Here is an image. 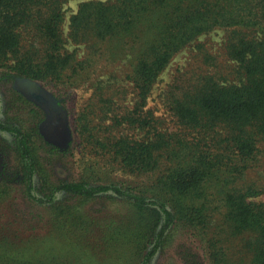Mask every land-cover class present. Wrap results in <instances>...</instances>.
<instances>
[{"label": "trees", "instance_id": "16d2710c", "mask_svg": "<svg viewBox=\"0 0 264 264\" xmlns=\"http://www.w3.org/2000/svg\"><path fill=\"white\" fill-rule=\"evenodd\" d=\"M68 1L0 0V78L33 115L26 127L0 119V143L13 137L17 162L7 180L0 158V264H92L94 255L100 264L110 256L156 264L179 236L190 241L180 264H264V181L248 178L264 168V0H83L65 32ZM216 29L227 33L234 79L199 73L171 85L166 126L148 104L155 84L179 52ZM70 41L84 45L83 57ZM119 51L131 55L135 103L110 127L132 132L103 135L94 106L75 125L81 143L129 178L104 181L97 165L53 180L40 153L67 154L74 139L66 147L47 139L46 110L18 81L45 83L60 104L69 88L92 83L97 59L114 62ZM99 89L111 111L113 95ZM17 186L22 207L11 199Z\"/></svg>", "mask_w": 264, "mask_h": 264}, {"label": "rangeland", "instance_id": "374dc122", "mask_svg": "<svg viewBox=\"0 0 264 264\" xmlns=\"http://www.w3.org/2000/svg\"><path fill=\"white\" fill-rule=\"evenodd\" d=\"M83 0H69L64 8L66 11V23L64 24L65 32L68 31V21L70 16L77 11L80 2ZM226 31L224 29H216L210 33L203 34L197 39L187 45L181 52H179L170 62L168 67L161 74L158 82L155 84L149 98V107L154 111L155 117H161L166 126H173L171 114L167 110L164 102V95L171 85H183L187 81H192L199 73H212L217 77L234 79L232 74L236 64L227 59L225 54V40ZM67 47L70 50H77L78 57L84 55V45H77L73 42H68ZM116 53V52H115ZM114 62L106 61L105 58L97 59V62L90 69V77L92 83L85 82L81 87L69 88L68 97L64 102H61L68 115L69 127L72 135L71 149L67 154H49L48 152L40 153L43 158L41 159L42 166L45 174H49L53 180L71 179L86 172V167H97L95 172L100 174L104 181H118L129 178L128 175L122 173L120 168L113 162L109 156L102 153L101 150L96 151L91 145L81 143L79 135L76 130L75 119L78 117L77 113L83 109H94L91 118L94 124H101L103 135H118L122 133H131L126 127H110L112 118L114 116L123 114L127 109H132L135 101L134 91L131 83L126 79L127 74L132 68L130 53H121L115 55ZM206 58H208L206 60ZM39 82V81H37ZM41 86L47 88L49 91L53 90L43 82H39ZM103 88L105 95L112 96L114 104L111 111L108 109L107 101H97V93ZM13 93L12 85L6 80L0 78V119H11L14 121H22L25 127L28 125V120L33 116L29 111V107L22 105L16 101ZM102 104V105H101ZM117 113V114H116ZM101 122V123H100ZM109 125V126H108ZM134 133V132H133ZM136 136L142 137L143 133L135 131ZM4 142L0 143V158L4 161V174L7 180H12L16 171V157L14 154L13 137L4 134ZM84 169V171H82ZM262 170V171H261ZM261 177L257 173H249V179H261L264 181V168H262ZM11 199L21 202L20 207L24 201L18 186L13 191ZM259 199L264 200V196ZM94 212L93 208L91 210ZM25 229V228H24ZM47 227L42 230L46 232ZM190 241L185 237L179 236L175 242L165 250L164 253L158 256L156 264H171L179 263V251L188 246ZM196 252H200L193 248ZM200 256L203 257L202 252ZM204 258V257H203ZM102 264H115L117 263L115 256L104 258ZM175 260V261H174ZM92 264H100L99 257L94 255L89 258ZM203 264H207L203 260Z\"/></svg>", "mask_w": 264, "mask_h": 264}, {"label": "water", "instance_id": "95a60500", "mask_svg": "<svg viewBox=\"0 0 264 264\" xmlns=\"http://www.w3.org/2000/svg\"><path fill=\"white\" fill-rule=\"evenodd\" d=\"M17 85L46 110L47 119L43 123V129L47 139L66 147L72 138L66 109L58 103L51 91L37 81L20 79Z\"/></svg>", "mask_w": 264, "mask_h": 264}]
</instances>
